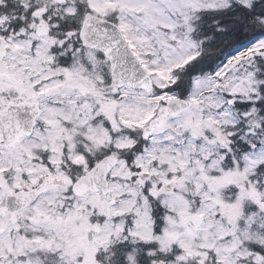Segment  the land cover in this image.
<instances>
[{
    "label": "snow or ice",
    "instance_id": "1",
    "mask_svg": "<svg viewBox=\"0 0 264 264\" xmlns=\"http://www.w3.org/2000/svg\"><path fill=\"white\" fill-rule=\"evenodd\" d=\"M0 264H264V0H0Z\"/></svg>",
    "mask_w": 264,
    "mask_h": 264
}]
</instances>
